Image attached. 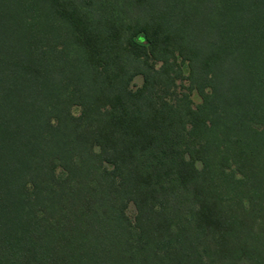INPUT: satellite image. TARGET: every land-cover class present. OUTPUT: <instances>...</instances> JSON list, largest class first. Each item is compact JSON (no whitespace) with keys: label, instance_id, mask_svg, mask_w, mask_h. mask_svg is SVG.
Wrapping results in <instances>:
<instances>
[{"label":"trees","instance_id":"trees-1","mask_svg":"<svg viewBox=\"0 0 264 264\" xmlns=\"http://www.w3.org/2000/svg\"><path fill=\"white\" fill-rule=\"evenodd\" d=\"M0 264H264V0H0Z\"/></svg>","mask_w":264,"mask_h":264},{"label":"rangeland","instance_id":"rangeland-1","mask_svg":"<svg viewBox=\"0 0 264 264\" xmlns=\"http://www.w3.org/2000/svg\"><path fill=\"white\" fill-rule=\"evenodd\" d=\"M158 67V65H157ZM182 68V72H183V76H187L188 75V66L186 63L182 64L181 66ZM143 80L141 76H136L133 78V80L130 83V88L132 90H136L138 88H140L142 86ZM177 85V89L176 91L178 93H183L184 91L187 92L185 90L186 86H187V82L183 81V82H176ZM190 99L193 103V107L197 106L200 104L201 102V98L198 96V94L195 91H191L190 92ZM80 113V109L79 108H73L72 109V114L74 116H78ZM127 211V216L128 218L132 219L134 217L135 211L132 205H129L128 208L126 209Z\"/></svg>","mask_w":264,"mask_h":264}]
</instances>
